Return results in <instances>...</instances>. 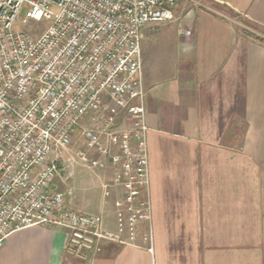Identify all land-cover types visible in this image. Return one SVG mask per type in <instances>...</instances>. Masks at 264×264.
I'll return each instance as SVG.
<instances>
[{
    "label": "crops",
    "instance_id": "0c3cea01",
    "mask_svg": "<svg viewBox=\"0 0 264 264\" xmlns=\"http://www.w3.org/2000/svg\"><path fill=\"white\" fill-rule=\"evenodd\" d=\"M251 25L264 31V0H178L175 19L141 29L152 220L133 243L102 240L79 261L65 229L35 226L9 236L0 264H264V40ZM122 195L73 210L116 231Z\"/></svg>",
    "mask_w": 264,
    "mask_h": 264
},
{
    "label": "built area",
    "instance_id": "2783aa9c",
    "mask_svg": "<svg viewBox=\"0 0 264 264\" xmlns=\"http://www.w3.org/2000/svg\"><path fill=\"white\" fill-rule=\"evenodd\" d=\"M177 2L0 0V247L16 231L60 227L68 254L86 261L100 241L130 244L141 222L151 225L141 29L175 19ZM98 110L94 126L84 127ZM124 118L130 123L120 126ZM79 135L87 149L73 156ZM77 161L113 166L103 190L109 198L123 188L116 231L101 214L67 207L57 181Z\"/></svg>",
    "mask_w": 264,
    "mask_h": 264
},
{
    "label": "rangeland",
    "instance_id": "374dc122",
    "mask_svg": "<svg viewBox=\"0 0 264 264\" xmlns=\"http://www.w3.org/2000/svg\"><path fill=\"white\" fill-rule=\"evenodd\" d=\"M45 26V22L40 23L37 27H35V30H40ZM253 30L258 33L256 34L258 39L264 40V33L261 30L255 28ZM108 104L110 105L111 102L108 101ZM100 113L101 112L99 110L92 111L90 116L98 117ZM127 124L128 118H124L121 121L120 126H126ZM84 126L87 128L93 127V120L88 124H84ZM74 145L75 146L71 152V155L73 156H75L76 151L84 148L87 149L86 141L81 135L77 137ZM92 156H96V152L92 151ZM101 172H103V170L89 168L88 166L78 161L74 164V169L71 168L70 177L65 181L62 180L63 185L61 186V191L65 193L68 200V208L71 207L72 210L74 208H78L81 211L87 213L100 211V207L104 202V194L100 178Z\"/></svg>",
    "mask_w": 264,
    "mask_h": 264
},
{
    "label": "trees",
    "instance_id": "16d2710c",
    "mask_svg": "<svg viewBox=\"0 0 264 264\" xmlns=\"http://www.w3.org/2000/svg\"><path fill=\"white\" fill-rule=\"evenodd\" d=\"M251 27L255 28V29H258L256 27H254L253 25H251ZM264 33V31H262ZM260 41H263V39H259Z\"/></svg>",
    "mask_w": 264,
    "mask_h": 264
}]
</instances>
